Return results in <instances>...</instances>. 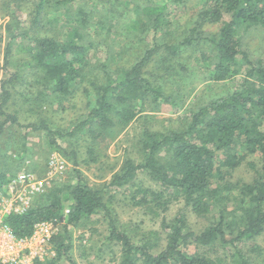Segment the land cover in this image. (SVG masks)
<instances>
[{
	"label": "trees",
	"instance_id": "1",
	"mask_svg": "<svg viewBox=\"0 0 264 264\" xmlns=\"http://www.w3.org/2000/svg\"><path fill=\"white\" fill-rule=\"evenodd\" d=\"M73 1L60 0L53 4L67 5ZM145 1L150 4L137 5L136 13L146 19L134 22L133 28L138 29L136 25L141 23L145 27L149 22L150 30H153L152 43L127 67L113 72L106 64L101 65L103 81L92 83L94 94L88 102V112L66 132L52 127L46 118L22 125L5 111L4 106L12 97V88L24 81V72L36 75L35 82L41 85L43 95L47 96L44 93L49 92L50 98L58 104L71 95L74 86L84 78L90 45L84 31L90 15L79 10L81 16L74 20L75 24L65 38L57 39L32 33L30 28L22 25L14 9L7 13L3 64L0 66V70L6 72V77L0 79V116L3 117L0 131L8 122L15 123L25 132L44 131L50 144L72 160L75 183L51 191L44 202L22 213L9 214L5 222L17 238L30 236L38 222H63L61 239L55 244L57 259L70 247L67 228L102 213L106 220V239L120 246L118 264H225L221 259L213 262L204 253L188 254L185 252L188 245L227 248L230 254L224 256L226 264H250L240 245L264 231V58H250L241 47L239 30L250 26L264 30V0H204L189 35L175 44L158 43L156 38L157 31L169 23L164 18L165 6ZM44 2L39 0L37 7ZM224 13L230 19L224 21L217 32H201L204 24L217 22ZM195 43L209 47L208 52L200 51L197 59L204 80L217 83L241 75L239 87L225 95L200 101L190 111L183 128L164 131L144 128L140 141L142 160L135 163L125 159L121 168L101 188L90 186L77 169L76 152L65 150L57 138L74 137L86 129L94 141L100 135L125 128L148 102H167L171 95L166 92V80L163 84L159 81L164 78L162 74L146 72L145 67L151 56L161 51L167 56H163L158 65L165 67L167 64L173 68L174 60L171 59L177 57L183 47ZM14 54L24 55L27 59L9 70ZM177 65L182 73L188 75L192 71L185 64ZM235 145H240L246 154H258L257 176L249 183L225 182L212 187L216 179H222L225 171L222 167L229 170L241 162L243 155L232 152ZM219 151L223 154L220 163L217 161ZM87 153L93 154L92 146ZM139 172L162 190L136 188L134 194L141 193L142 197L135 201L133 196L134 204L153 203L155 208L165 209L169 200L162 201L161 198L167 190L172 198H182L199 216H205L211 207L217 206V217L198 233L188 230L184 215L169 222L162 220L165 245L159 251H156V231H149L139 241L132 242L127 232L120 228L114 210L104 202L103 194L109 187L134 185ZM221 189L231 190V193L233 189L237 191L236 210L227 212L228 196L221 193ZM210 199H213L212 203ZM257 251L260 253V249ZM66 259L75 264L70 258Z\"/></svg>",
	"mask_w": 264,
	"mask_h": 264
},
{
	"label": "rangeland",
	"instance_id": "2",
	"mask_svg": "<svg viewBox=\"0 0 264 264\" xmlns=\"http://www.w3.org/2000/svg\"><path fill=\"white\" fill-rule=\"evenodd\" d=\"M40 7L39 0H0V66L3 64L4 24L8 20L7 13L14 9L25 28L32 33L64 39L66 33L80 18L79 10L90 15L86 25L88 46L87 64L84 68L83 80L74 86L73 92L63 103L58 104L50 98L49 92L43 95L42 87L37 84V76L24 72V81L12 88V97L4 106L7 113L14 115L22 125L38 122L46 118L49 124L62 131H69L88 112V102L94 94L92 83L103 81L102 64L114 70L127 67L140 58L148 45L152 43L153 30L149 22L145 27L133 23L143 15H137L136 6L150 4L145 0H74L67 5L53 4L60 0H45ZM152 3L164 5V18L169 21L157 31L158 43L175 44L186 38L195 22L196 15L204 0H151ZM81 12V11H80ZM230 16L224 13L217 22L206 23L201 32L215 33ZM241 47L251 59L264 58V30L260 27H241ZM208 46L195 43L185 46L173 57V68L165 64L160 67L158 61L167 54L157 51L151 56V61L145 67L149 73L162 74L160 82H166V92L171 99L164 103H147L134 119L123 129H115L110 134H103L92 140L86 129L74 137L57 138V142L65 150H73L77 156V169L82 172L87 183L95 188H101L117 172L125 159L135 163L142 160L141 137L144 128L150 130H167L183 128L190 111L200 101L225 95L237 89L242 82L241 75L233 76L221 82L204 80V74L199 70L197 59L200 51H207ZM208 52V51H207ZM169 57V56H168ZM8 69L14 70L17 63L27 59L24 55L14 54ZM168 59V58H167ZM177 63H182L192 69L189 74L180 72ZM167 68V69H166ZM29 71V70H28ZM6 77V72L0 70V79ZM165 79V80H164ZM164 84V83H163ZM42 93V94H41ZM3 117L0 116V122ZM20 129L15 123H6L0 131V197L8 199L5 186L9 178L20 173L31 174L41 188L36 191L27 187L23 195L28 196L29 207L44 202L45 197L53 190L75 183L72 160L62 154L49 142L44 131H28ZM93 147V154L87 149ZM232 152L241 156V162L234 168L225 170L222 179H216L215 185L227 183H249L257 176L260 168L258 154H246L240 145H235ZM223 154L217 152V161H222ZM220 163V162H219ZM134 185L106 188L103 194L104 202L114 210L121 229L130 236L132 242H137L149 231L157 232L156 251L165 245V231L161 227L162 220L167 222L179 215H184L187 228L195 233L200 232L207 224L217 217L218 207L213 206L205 216L194 213L182 198H172L169 191H163L162 201L169 200L165 209L155 208L153 203L145 205L134 204L142 197L134 194L136 188L162 190V187L151 181L144 173L139 172ZM30 191H32L30 193ZM236 190H223L227 195V212L236 210L238 206ZM150 202V197H148ZM211 203L213 199H210ZM18 206L19 200L12 202ZM237 203V204H236ZM148 207H151L150 209ZM105 217L96 213L82 220L78 225L69 226L70 247L61 258H56L55 244L61 239L63 222H55L50 232V238L45 245L47 255L35 264H70L66 257L75 264H118L120 246L109 242ZM250 264H264V231L260 235L248 239L241 245ZM260 249V253L257 251ZM185 252L204 253L213 262L221 259L226 264L224 256H229L227 248L196 247L188 245ZM225 260V261H224Z\"/></svg>",
	"mask_w": 264,
	"mask_h": 264
},
{
	"label": "built area",
	"instance_id": "3",
	"mask_svg": "<svg viewBox=\"0 0 264 264\" xmlns=\"http://www.w3.org/2000/svg\"><path fill=\"white\" fill-rule=\"evenodd\" d=\"M27 187L36 191L42 188L31 174L20 173L9 178L5 186L10 201L7 202L0 197V264H35L36 260L43 259L47 255L45 245L55 222L36 223L32 234L24 238H17L5 222L9 214L22 213L29 208V197L23 195ZM17 199L20 203L14 206L12 202Z\"/></svg>",
	"mask_w": 264,
	"mask_h": 264
}]
</instances>
